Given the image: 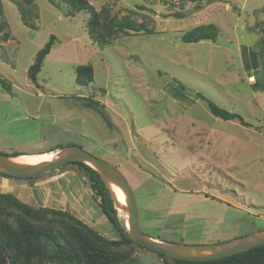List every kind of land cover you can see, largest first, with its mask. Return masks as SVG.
<instances>
[{
  "label": "rangeland",
  "instance_id": "1",
  "mask_svg": "<svg viewBox=\"0 0 264 264\" xmlns=\"http://www.w3.org/2000/svg\"><path fill=\"white\" fill-rule=\"evenodd\" d=\"M89 1L119 17L130 13L155 33H119L103 46L90 37L85 11L67 17L35 0L33 29L13 0H0V22L11 33L5 39L0 31V80L12 86L0 81V153H50L71 143L110 161L129 180L141 227L154 238L208 244L264 229V0ZM207 23L219 28L216 41L181 39ZM52 34L34 82L28 68ZM88 63L94 79L80 85L75 68ZM197 91L249 125L217 117ZM78 96L104 105L112 125ZM56 186L76 198H68L70 212L119 238L76 166L33 178L0 175V192L65 209L53 206L67 201ZM137 254L138 264H164L154 252Z\"/></svg>",
  "mask_w": 264,
  "mask_h": 264
},
{
  "label": "trees",
  "instance_id": "2",
  "mask_svg": "<svg viewBox=\"0 0 264 264\" xmlns=\"http://www.w3.org/2000/svg\"><path fill=\"white\" fill-rule=\"evenodd\" d=\"M13 1L17 5L23 23L37 29L38 26L32 21L39 16V8L35 0ZM49 1L67 17H73L80 11L89 13L88 33L99 45L112 44L119 33L131 34L132 31L136 32L133 34L155 33V30L148 28L144 22H137L130 13L119 17L118 13H113L109 5L97 9L89 0ZM212 1L230 2L228 0ZM233 7L237 9L236 4ZM0 14L4 15L2 7H0ZM3 30H6L3 37L8 39L11 33L6 19L0 22V31ZM218 35L219 28L214 23H207L183 32L180 37L185 42H198L216 41ZM56 39V36L52 34L36 53L27 72L30 80L37 82V76L42 70L46 57L51 53ZM75 72L76 81L80 85H87L94 79V67L90 63L77 65ZM1 84L11 92L10 84L5 81H1ZM255 84L258 85L257 82ZM196 93L207 102L209 109L217 117L224 120L239 119L241 123L249 125V122L239 113L219 106L199 91ZM78 98L84 99L82 102L84 107L97 110L104 121L112 125L104 105H100L99 101L82 96ZM65 165L76 166L89 178L90 186L97 198L96 202L119 234V238L107 237L69 210L31 205L12 192H0V264H138L141 261L137 254L140 249L156 253L163 259L164 264H264V244L230 256L196 261L169 257L147 248L129 237L125 221L115 208L111 193L100 174L83 161H70L60 167ZM0 175L33 178L12 176L2 172Z\"/></svg>",
  "mask_w": 264,
  "mask_h": 264
},
{
  "label": "water",
  "instance_id": "3",
  "mask_svg": "<svg viewBox=\"0 0 264 264\" xmlns=\"http://www.w3.org/2000/svg\"><path fill=\"white\" fill-rule=\"evenodd\" d=\"M24 155L27 153H0V172L12 176L35 177L56 170L70 161H83L89 164L100 174L111 193L115 208L125 218L129 237L143 246L169 257L195 261L210 260L230 256L264 244V229L225 242L208 244H187L154 238L145 233L141 227L139 206L133 187L125 174L110 161L75 144L61 147L52 152V156L48 159L36 163L24 161L22 159ZM114 187L122 190L125 201L119 199Z\"/></svg>",
  "mask_w": 264,
  "mask_h": 264
},
{
  "label": "bare ground",
  "instance_id": "4",
  "mask_svg": "<svg viewBox=\"0 0 264 264\" xmlns=\"http://www.w3.org/2000/svg\"><path fill=\"white\" fill-rule=\"evenodd\" d=\"M51 156H52V152L42 153V154H27V155L22 156V159L24 161H27V162H35L36 163V162H40L42 160H46ZM114 189L116 190L117 195L119 196V199L121 201H125V196H124L122 190L118 187H114Z\"/></svg>",
  "mask_w": 264,
  "mask_h": 264
},
{
  "label": "crops",
  "instance_id": "5",
  "mask_svg": "<svg viewBox=\"0 0 264 264\" xmlns=\"http://www.w3.org/2000/svg\"><path fill=\"white\" fill-rule=\"evenodd\" d=\"M56 187L58 188V191H59L57 193L58 194H60V193L64 194V199L67 200V201L64 204L60 205V206H57L55 204L53 206L60 207V208H65V209L68 208L67 210L74 212L73 211V206H72L73 203L71 201L69 202V199H70L69 196H71V197L73 196L72 192L67 188V186H56ZM72 198H75V197L73 196ZM50 206H52V205H50ZM80 218H82V217H80ZM85 221H87V220L85 219Z\"/></svg>",
  "mask_w": 264,
  "mask_h": 264
}]
</instances>
